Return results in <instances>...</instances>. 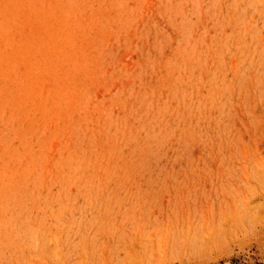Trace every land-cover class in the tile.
Listing matches in <instances>:
<instances>
[{"label":"rangeland","instance_id":"1","mask_svg":"<svg viewBox=\"0 0 264 264\" xmlns=\"http://www.w3.org/2000/svg\"><path fill=\"white\" fill-rule=\"evenodd\" d=\"M0 264H264V0H0Z\"/></svg>","mask_w":264,"mask_h":264},{"label":"bare ground","instance_id":"2","mask_svg":"<svg viewBox=\"0 0 264 264\" xmlns=\"http://www.w3.org/2000/svg\"><path fill=\"white\" fill-rule=\"evenodd\" d=\"M257 209V208H256ZM257 214H258V212H257ZM260 215V214H259ZM261 216V215H260ZM257 217V216H256ZM258 218V217H257ZM226 225V224H225Z\"/></svg>","mask_w":264,"mask_h":264}]
</instances>
